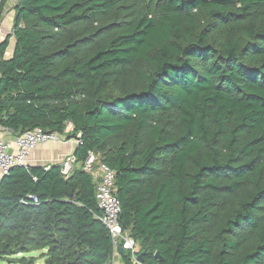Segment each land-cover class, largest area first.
<instances>
[{
  "label": "trees",
  "instance_id": "1",
  "mask_svg": "<svg viewBox=\"0 0 264 264\" xmlns=\"http://www.w3.org/2000/svg\"><path fill=\"white\" fill-rule=\"evenodd\" d=\"M11 8L0 128L80 142L68 177L51 163L0 179V260L110 263L82 168L90 151L114 170L121 228L138 247L117 252L121 264H264V0ZM35 250L44 252L18 256Z\"/></svg>",
  "mask_w": 264,
  "mask_h": 264
},
{
  "label": "built area",
  "instance_id": "2",
  "mask_svg": "<svg viewBox=\"0 0 264 264\" xmlns=\"http://www.w3.org/2000/svg\"><path fill=\"white\" fill-rule=\"evenodd\" d=\"M3 0H0V6ZM68 129V128H67ZM11 132L10 130H7ZM66 140L64 134L59 132H46L37 127L27 130L21 134L14 135L12 139H3L0 137V179L8 174L14 166H27L30 153L39 145L45 143H57ZM75 145L80 141L77 138L71 139ZM60 166V172L64 177L71 174L75 163L73 152L67 153L57 162ZM47 168V167H46ZM83 170L89 173L95 183L96 201L100 210L98 218L108 229L113 248L116 254L119 245L122 248L130 250L132 253L137 251V245L129 237L126 231L121 228L119 221L121 204L114 194L115 172L107 164L100 163L97 156L88 151V155L83 162ZM118 254V253H117Z\"/></svg>",
  "mask_w": 264,
  "mask_h": 264
},
{
  "label": "crops",
  "instance_id": "3",
  "mask_svg": "<svg viewBox=\"0 0 264 264\" xmlns=\"http://www.w3.org/2000/svg\"><path fill=\"white\" fill-rule=\"evenodd\" d=\"M15 0H7V4L4 8V14L3 18L1 20L0 25V34H1V40L8 35L11 32L12 28V19H13V10H12V4ZM11 17V18H10ZM10 24L9 27H7V24ZM14 40L13 38L10 39V45L5 52V56L9 57L12 55L13 47H14ZM13 134L7 129L0 128V137L3 139H12ZM75 143L71 139H66L64 141H60L57 143H45L37 146L29 155L28 157V164L30 165H48L51 163H57L61 157L67 153L74 152L75 150ZM44 252V250H35L24 254H19L18 256H32L31 254L38 253V256L40 253ZM37 256V257H38ZM35 257V256H34ZM37 260H41L40 263H38ZM35 261V264H43V259L39 258ZM109 264H121L119 254H113L111 257V261Z\"/></svg>",
  "mask_w": 264,
  "mask_h": 264
},
{
  "label": "water",
  "instance_id": "4",
  "mask_svg": "<svg viewBox=\"0 0 264 264\" xmlns=\"http://www.w3.org/2000/svg\"><path fill=\"white\" fill-rule=\"evenodd\" d=\"M117 251H118V253H123V252H124V249L122 248L121 245H119V246L117 247ZM155 257H156L158 260L162 261V258H161V256L159 255L158 252L155 253ZM140 258H141V254H140V255L138 256V258H137V261H138V262L141 261ZM61 264H66V263H65L64 261H62Z\"/></svg>",
  "mask_w": 264,
  "mask_h": 264
},
{
  "label": "rangeland",
  "instance_id": "5",
  "mask_svg": "<svg viewBox=\"0 0 264 264\" xmlns=\"http://www.w3.org/2000/svg\"><path fill=\"white\" fill-rule=\"evenodd\" d=\"M11 18V17H10ZM10 26V24L8 23L7 24V27H9ZM0 40H1V34H0ZM9 50V49H8ZM138 248V247H137ZM32 256H35V257H37L38 256V253H36V254H31ZM39 259V258H38ZM38 261V263H40L41 262V260H37ZM37 263V264H38ZM0 264H11V263H9V261H6V260H0Z\"/></svg>",
  "mask_w": 264,
  "mask_h": 264
}]
</instances>
